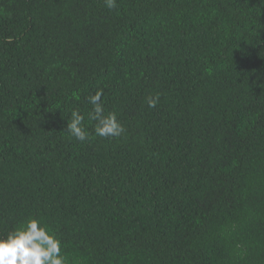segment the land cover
Masks as SVG:
<instances>
[{"label": "trees", "instance_id": "trees-1", "mask_svg": "<svg viewBox=\"0 0 264 264\" xmlns=\"http://www.w3.org/2000/svg\"><path fill=\"white\" fill-rule=\"evenodd\" d=\"M29 218L68 264H264V0H0V238Z\"/></svg>", "mask_w": 264, "mask_h": 264}, {"label": "clouds", "instance_id": "clouds-1", "mask_svg": "<svg viewBox=\"0 0 264 264\" xmlns=\"http://www.w3.org/2000/svg\"><path fill=\"white\" fill-rule=\"evenodd\" d=\"M109 9L117 7V0H104ZM103 91L98 90L88 97L92 111L88 118L95 121V135L101 138L121 137L126 129L115 112L105 113ZM160 96H149L147 104L154 108ZM85 115L79 109L71 111L67 133L70 137L84 142L89 139L85 127ZM0 264H68L62 253L61 241L36 218L27 219L19 228L0 238Z\"/></svg>", "mask_w": 264, "mask_h": 264}]
</instances>
